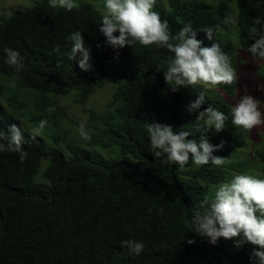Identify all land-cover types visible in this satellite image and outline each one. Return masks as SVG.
<instances>
[{"label":"trees","instance_id":"obj_1","mask_svg":"<svg viewBox=\"0 0 264 264\" xmlns=\"http://www.w3.org/2000/svg\"><path fill=\"white\" fill-rule=\"evenodd\" d=\"M168 3L169 10L158 3L154 10L168 22L172 34L191 24L202 46L218 43L230 60L234 44L224 19L235 17L238 45L259 61L256 73L264 88V59L248 52L254 42L248 30L253 18L264 16V0ZM101 22L102 15L88 2L67 12L50 7L49 0L0 17V129L21 127L27 152L23 163L16 153L0 152V264H258L251 245L238 248L234 240L224 238L213 245L189 230L191 216L197 209L203 211L200 202L205 196L211 199L239 164L228 163V144L242 145L238 134L242 128L231 123L233 106L211 97L200 85L173 93L164 80L173 56L167 49L137 43L120 49L115 58L116 51L104 45ZM216 24L220 30L209 41L201 30ZM75 31L90 48L87 72L78 67L79 54L77 60L69 59L68 37ZM8 48L21 54L23 69L6 63ZM106 84L113 86L106 110L87 112L91 136L83 141L87 148L67 143L65 154L47 146L46 138L55 143L65 140L60 129L70 121L57 95L74 92L75 102L83 103ZM201 91L206 103L189 113V104ZM208 106L228 116L222 132L207 133L213 145L224 141L213 155L224 157L225 164L198 167L189 154L183 167L161 165L152 154L144 123L190 130L199 111ZM42 119L48 126L33 142L31 130ZM193 138L199 133L188 137ZM94 148L115 149L117 156L106 158ZM42 161L47 164L41 171ZM129 239L143 243L139 255L120 246ZM188 239L195 243L187 244Z\"/></svg>","mask_w":264,"mask_h":264},{"label":"clouds","instance_id":"obj_2","mask_svg":"<svg viewBox=\"0 0 264 264\" xmlns=\"http://www.w3.org/2000/svg\"><path fill=\"white\" fill-rule=\"evenodd\" d=\"M50 7L61 8L72 12L78 7L75 0H49ZM156 0H104L105 13L99 27L105 37L104 45L116 51L125 47L139 44L143 47L155 45L167 49L173 56L164 72V80L173 93L189 86L203 85L215 88L218 85H232L237 82L236 70L231 64L230 57L224 53L218 43L210 47L202 46L197 39V31L191 24H186L176 34H172L169 24L162 20L160 14L154 10ZM225 24L234 23L232 16L224 19ZM220 30V25L205 27L203 31L207 39L212 41ZM118 33V35H117ZM251 41L248 52L253 58L264 59V16L253 18L252 26L248 30ZM258 37V38H257ZM68 39L72 43L69 59L77 60L81 71L91 69L90 48L85 45L84 36L80 31L70 34ZM97 47L102 45L97 44ZM6 63L17 70L23 69L24 62L18 51L4 49ZM206 103L205 92L198 93L194 102L187 108L189 113H196ZM260 102L250 95L241 97L231 109V123L237 128L251 131L264 125V113L260 110ZM228 116L212 106L199 111L190 130L175 131L173 126L158 122L144 123L150 140L152 154L160 158L161 165L177 164L181 167L189 162L191 154L192 164L203 166L211 162L212 165L222 166L225 158L214 156L213 152L224 147V141L218 145L209 142L207 133L222 132ZM48 121L42 119L30 133L33 142L41 136ZM21 127L10 125L8 131L0 129V152L10 151L18 154L21 163L27 157L22 147L24 136ZM199 133V138L188 139ZM79 134L84 140L91 136L85 130L84 123L79 126ZM7 141V143H5ZM190 218V228L196 235L205 237L209 243L215 245L220 238L234 240L236 247L251 245V256L264 264V179L251 174H236L228 181L220 184L210 199L205 196ZM192 245L195 240L188 239ZM121 247L139 255L144 245L134 239L120 242Z\"/></svg>","mask_w":264,"mask_h":264},{"label":"rangeland","instance_id":"obj_3","mask_svg":"<svg viewBox=\"0 0 264 264\" xmlns=\"http://www.w3.org/2000/svg\"><path fill=\"white\" fill-rule=\"evenodd\" d=\"M35 1L38 0H0V17H7L11 11L19 8H26L32 6ZM207 4L214 5L219 0H203ZM88 2L93 5L95 10L103 16L105 13L104 0H75V3ZM160 6L169 10L168 0H156ZM234 23H229V35L234 44V53L232 56L231 64L237 72V82L232 85H218L215 88L200 85L205 89V92L211 97L218 98L224 102H228L231 106H235L238 100L244 95H250L257 99L260 104V110L264 113V88L258 80L256 68L259 61L256 59H250L239 47L237 42V26L236 20ZM113 86L106 84L102 88L96 90L85 102H75V93H69L66 95H57L60 105H62L68 112L70 121L65 123L60 129V133H66L64 141L55 143L51 138H46V145L53 146L65 154H68L66 144L71 143L78 148L84 147V139L79 134V126L84 123L85 130L89 132L86 127L87 112L90 109H94L97 112L106 110V103L111 98ZM7 106V105H6ZM12 111V110H11ZM22 122H26L25 118H22ZM52 133V131H48ZM55 132V131H54ZM239 138L242 141V145L228 144V149L231 152V157L228 163L234 165L239 163L235 170H230L229 178L226 182L230 181L236 174H251L257 178L264 179V146L262 141L264 138V125L254 128L251 131H246L243 128L239 131ZM90 149V148H88ZM102 156L116 157L117 151L115 149L107 152L100 148L91 149ZM47 162L42 161L40 170L42 171L46 167ZM37 180V177H36Z\"/></svg>","mask_w":264,"mask_h":264}]
</instances>
